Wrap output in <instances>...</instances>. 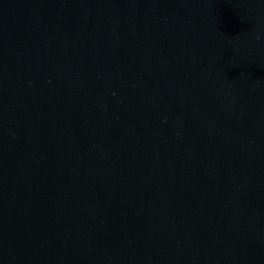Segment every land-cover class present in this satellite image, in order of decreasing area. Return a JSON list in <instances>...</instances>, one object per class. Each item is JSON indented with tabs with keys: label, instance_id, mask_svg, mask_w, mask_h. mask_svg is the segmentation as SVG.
Masks as SVG:
<instances>
[{
	"label": "water",
	"instance_id": "95a60500",
	"mask_svg": "<svg viewBox=\"0 0 264 264\" xmlns=\"http://www.w3.org/2000/svg\"><path fill=\"white\" fill-rule=\"evenodd\" d=\"M0 264H264V0H0Z\"/></svg>",
	"mask_w": 264,
	"mask_h": 264
}]
</instances>
